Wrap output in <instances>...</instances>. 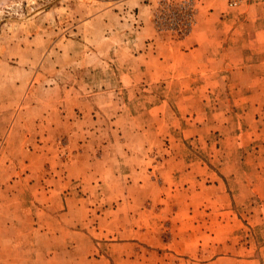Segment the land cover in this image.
<instances>
[{"label": "rangeland", "instance_id": "374dc122", "mask_svg": "<svg viewBox=\"0 0 264 264\" xmlns=\"http://www.w3.org/2000/svg\"><path fill=\"white\" fill-rule=\"evenodd\" d=\"M181 2L0 0V264H264V92L200 93L191 125L179 98L201 79L121 81L144 30L207 22L264 72V0H191L178 33Z\"/></svg>", "mask_w": 264, "mask_h": 264}, {"label": "crops", "instance_id": "0c3cea01", "mask_svg": "<svg viewBox=\"0 0 264 264\" xmlns=\"http://www.w3.org/2000/svg\"><path fill=\"white\" fill-rule=\"evenodd\" d=\"M215 23L207 22L203 23V27H199L187 38L183 40H162V37L157 35L153 28L143 31V36L140 40L144 45V50L141 52L134 66H130L125 60L122 62V69L120 70L121 81L126 79H132L133 81L140 78H147L151 80H158L164 77L165 74L172 77H177L178 80L182 77L191 79L192 82L195 79H201V83H188L187 95L184 99H180V102H185L183 105L186 108H191L192 114L188 116V124H197L196 118L199 117V113L196 114L195 109L202 108L204 110L203 116L205 119L203 124L207 125L208 111L206 106L212 105L211 102L200 101V93H203V98L211 99V94L217 90L218 87L225 88L234 86V90L229 92L238 93L237 99L233 98L238 108L243 107L240 104L241 101L250 102L249 108H252V101H256V97L264 92L263 84H260L264 80V72H243L240 64L243 62L241 57L244 49L242 46L236 45L237 42L233 38L232 43L229 44L227 33L224 30H219L218 34L213 31L216 26ZM211 30H210V29ZM225 28V26H224ZM149 38L155 40L148 41ZM160 39L162 41H160ZM258 39H251L250 48L260 51H264V41H257ZM155 47V51L152 48ZM264 60V59H262ZM261 69V68H260ZM139 77V78H136ZM136 78V79H134ZM261 88V91H260ZM249 93H251L249 95ZM198 96V97H197ZM202 98V99H203ZM228 104L214 105L218 108V112L224 121L229 122L234 116L232 115V103L231 99H226ZM164 100L159 103H154L152 109H158L164 105ZM255 105V104H254ZM237 120L240 124L245 120L241 119V113L239 110L235 111ZM231 113V115H229ZM248 114H246L247 116ZM219 118V116H217Z\"/></svg>", "mask_w": 264, "mask_h": 264}, {"label": "built area", "instance_id": "2783aa9c", "mask_svg": "<svg viewBox=\"0 0 264 264\" xmlns=\"http://www.w3.org/2000/svg\"><path fill=\"white\" fill-rule=\"evenodd\" d=\"M191 0H183L176 8L169 13L168 25L178 33H184L193 26L194 14ZM246 0H229L231 6H239Z\"/></svg>", "mask_w": 264, "mask_h": 264}]
</instances>
